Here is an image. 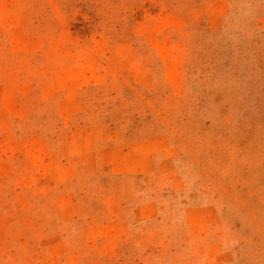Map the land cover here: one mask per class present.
<instances>
[{
    "label": "rangeland",
    "instance_id": "374dc122",
    "mask_svg": "<svg viewBox=\"0 0 264 264\" xmlns=\"http://www.w3.org/2000/svg\"><path fill=\"white\" fill-rule=\"evenodd\" d=\"M0 264H264V0H0Z\"/></svg>",
    "mask_w": 264,
    "mask_h": 264
}]
</instances>
